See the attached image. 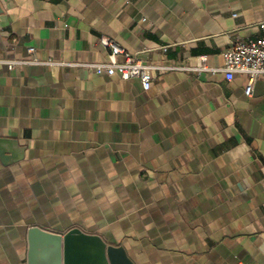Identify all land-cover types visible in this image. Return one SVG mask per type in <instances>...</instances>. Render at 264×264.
Masks as SVG:
<instances>
[{
  "label": "crops",
  "instance_id": "0c3cea01",
  "mask_svg": "<svg viewBox=\"0 0 264 264\" xmlns=\"http://www.w3.org/2000/svg\"><path fill=\"white\" fill-rule=\"evenodd\" d=\"M264 0H0V264L26 229L78 227L134 264H264V77L164 71L143 90L84 67L101 35L149 63H223ZM165 48V50H164Z\"/></svg>",
  "mask_w": 264,
  "mask_h": 264
},
{
  "label": "built area",
  "instance_id": "2783aa9c",
  "mask_svg": "<svg viewBox=\"0 0 264 264\" xmlns=\"http://www.w3.org/2000/svg\"><path fill=\"white\" fill-rule=\"evenodd\" d=\"M264 32V21L259 23ZM98 44L107 51V60L101 62H76L39 60L35 56V48L31 47L28 52L31 58L26 60H6L9 68H14L24 63H36L47 65L51 68L63 67H84L90 72H101L107 76L117 75L121 80L136 79L143 90H148L157 74L178 70L190 73H216L224 72L228 77L233 74H244L247 78L245 94L251 95L253 84L258 77H264V35L257 39H233L229 47L222 52L223 63L218 66H210L207 63V55L196 57L194 64H166L149 63L142 60L137 54L130 53L114 39L101 35ZM165 50V48H164Z\"/></svg>",
  "mask_w": 264,
  "mask_h": 264
},
{
  "label": "water",
  "instance_id": "95a60500",
  "mask_svg": "<svg viewBox=\"0 0 264 264\" xmlns=\"http://www.w3.org/2000/svg\"><path fill=\"white\" fill-rule=\"evenodd\" d=\"M25 235L26 264H134L123 247L76 226L56 232L32 225Z\"/></svg>",
  "mask_w": 264,
  "mask_h": 264
}]
</instances>
